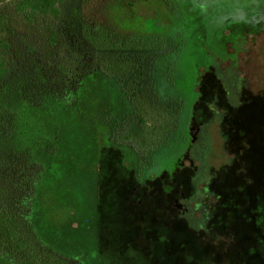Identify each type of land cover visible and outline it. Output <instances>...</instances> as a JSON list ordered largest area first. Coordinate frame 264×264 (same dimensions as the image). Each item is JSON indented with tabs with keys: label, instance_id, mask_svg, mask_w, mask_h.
I'll return each instance as SVG.
<instances>
[{
	"label": "rangeland",
	"instance_id": "374dc122",
	"mask_svg": "<svg viewBox=\"0 0 264 264\" xmlns=\"http://www.w3.org/2000/svg\"><path fill=\"white\" fill-rule=\"evenodd\" d=\"M17 1L0 0L11 48L0 107L81 82L82 98L54 118L56 161L29 217L46 242L73 254L98 245L100 264H229L246 238L263 258L264 0H60L58 19L33 21ZM90 29L124 49L100 47ZM34 110L18 111L23 136L45 157L29 139ZM193 142V163L136 181L134 168L143 180L169 170ZM13 173L0 168V209L19 221Z\"/></svg>",
	"mask_w": 264,
	"mask_h": 264
},
{
	"label": "trees",
	"instance_id": "16d2710c",
	"mask_svg": "<svg viewBox=\"0 0 264 264\" xmlns=\"http://www.w3.org/2000/svg\"><path fill=\"white\" fill-rule=\"evenodd\" d=\"M16 11L26 17L27 20L33 21L34 18H45L49 20H56L61 15L60 0H18L16 2ZM6 20L5 17L0 14V87H6L8 78L11 72L10 66V43L6 37ZM88 31V30H87ZM93 37L103 39L101 44L108 43L114 45L116 48H122L121 46L109 43L106 40L105 35L100 33L94 35L92 30H89ZM81 88V82L75 86V90L69 96H56L52 93L43 90L38 98L34 99H21L13 110H4L0 107V168L5 170L10 175L11 171H14V175L17 176L20 173L19 187L22 185L24 191L23 195V213L19 221L25 226L29 238H24L19 235L21 229V223L18 219L12 218L9 215L3 213V209H0V241L5 244H13V249L16 252L22 253L23 256L15 263L11 260V255H6L4 250L0 248V264H100L101 254L99 246L93 250L92 247L82 248L76 254L67 251L66 244L53 246L49 242H46L45 238L36 231V225L29 220L32 213L33 206H36L37 188L42 184L43 178L50 173L54 168L55 159L49 155L50 150L57 151L58 141L57 136L55 139L51 138L48 134L54 126V118L61 113H67L72 110L73 104L82 95L79 93ZM127 97L128 94L126 93ZM129 98V97H128ZM131 101V99L129 98ZM36 107L37 110L31 114L32 132L29 136L30 142L35 145L46 148L47 155L42 156L41 149L36 150L27 142V137L23 136L25 124V116L18 113L21 108ZM41 108L42 112L39 111ZM43 119L45 123L43 122ZM43 125H40V122ZM41 127V128H40ZM192 132L194 129L191 128ZM46 135V136H45ZM45 136V138H43ZM41 139V140H40ZM40 140V142H39ZM51 141V143H50ZM39 142V143H38ZM194 142L188 146L174 163V166L167 170L162 169L159 173H152L143 180L139 175L137 168H134V176L138 183H145L147 180H151L155 177H159L163 172H174L177 169H183L188 163H193L192 150ZM118 151L123 157L124 152L114 146L104 147ZM43 150V149H42ZM99 177V176H98ZM15 180L16 177L12 176ZM17 184V186H18ZM99 193V185L97 196ZM184 199V198H182ZM99 200V196H98ZM175 208L181 215H185L186 209L184 203H175ZM99 213V212H98ZM220 226V223H218ZM237 227V224L234 226ZM97 240H99V228L97 232ZM246 241V248L239 250L237 255L228 256L229 264H264V256L260 258L253 249L255 247L253 240L248 245ZM32 245L42 247L47 255L45 257H36L33 254H29L27 250ZM250 249V250H249ZM249 250V251H248Z\"/></svg>",
	"mask_w": 264,
	"mask_h": 264
}]
</instances>
